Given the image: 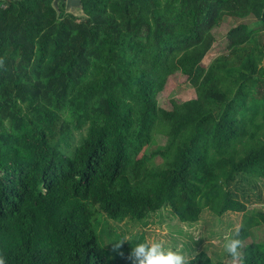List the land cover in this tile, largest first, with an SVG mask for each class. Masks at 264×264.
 Masks as SVG:
<instances>
[{
	"label": "trees",
	"instance_id": "trees-1",
	"mask_svg": "<svg viewBox=\"0 0 264 264\" xmlns=\"http://www.w3.org/2000/svg\"><path fill=\"white\" fill-rule=\"evenodd\" d=\"M53 2L0 0L7 264H107L98 214L122 231L111 244L133 237L127 255L162 208L186 227L241 213L246 264H264L251 232L264 218L247 210L264 184V0H80L76 14ZM226 18L249 22L204 65ZM175 73L195 98L161 108Z\"/></svg>",
	"mask_w": 264,
	"mask_h": 264
},
{
	"label": "rangeland",
	"instance_id": "rangeland-1",
	"mask_svg": "<svg viewBox=\"0 0 264 264\" xmlns=\"http://www.w3.org/2000/svg\"><path fill=\"white\" fill-rule=\"evenodd\" d=\"M239 22L248 23L249 20H234L226 18L218 27H214L212 29V35L215 41L210 52L202 60L204 65H207L215 55L225 51V47L228 44L226 33ZM193 98H195L194 89L186 82L183 76H181L179 73H175L167 78L162 91L157 96V102L161 108L170 109L171 101L180 103ZM256 184L258 185L260 191V198L258 201L255 200L247 204V210L254 211V213L262 219L264 218V184H262V182H258ZM256 192L257 191L255 190L252 192L255 195V199H257ZM155 215L158 216L156 217ZM155 215H152L150 218H157L158 223L155 222L156 225L149 223L143 227L146 220L134 222L130 221L132 222L130 224L133 225L128 224L127 228L125 229L123 226L124 224H121V230H128V232L134 234L136 229L142 226L144 229L143 236H145V239H162L165 241L166 247L172 248L174 250H182L189 255H191L193 252H203L207 254L213 263L220 264L221 262V264H227L226 255L222 260L219 258L225 254L221 247L220 241L228 229L232 228L235 223L241 221V213L228 215L225 213L222 216H217L215 214H211L208 210H204L200 215L198 223L191 227H186L180 224L178 220L173 215H171L168 208H162L160 212ZM263 220H260L262 224L259 227L254 228L251 231L253 233V235L252 233L251 235L255 238V242H263L261 244L264 245ZM109 223L117 222L107 219L102 214H98L94 221L95 231L97 235H99L100 242L103 243V246L105 247L107 264H128L126 260L123 261L122 257L116 256L111 251L112 244L108 240L109 237L114 238L115 235H120L122 231L120 232V230H117L111 232V229L108 226ZM157 224H161V226ZM162 228L167 229L166 235H163L161 232L157 231L158 229ZM137 232H139V229ZM251 235L249 236L251 237Z\"/></svg>",
	"mask_w": 264,
	"mask_h": 264
},
{
	"label": "clouds",
	"instance_id": "clouds-1",
	"mask_svg": "<svg viewBox=\"0 0 264 264\" xmlns=\"http://www.w3.org/2000/svg\"><path fill=\"white\" fill-rule=\"evenodd\" d=\"M5 61L0 58V69H4ZM244 224L237 222L232 228L228 229L221 238V247L227 256V264H246V252L244 241L241 234L244 230ZM157 231L166 235L167 229L162 228ZM133 239L132 236H124L121 240L112 244L111 251L116 256H120L128 264H193L197 258V253L186 254L182 250H174L165 246V241L156 238H146L137 240L134 246H131L127 255L121 250L123 244ZM0 264H7L4 255H0Z\"/></svg>",
	"mask_w": 264,
	"mask_h": 264
},
{
	"label": "water",
	"instance_id": "water-1",
	"mask_svg": "<svg viewBox=\"0 0 264 264\" xmlns=\"http://www.w3.org/2000/svg\"><path fill=\"white\" fill-rule=\"evenodd\" d=\"M59 0H54L53 4L56 5V3ZM64 2V10L65 12L74 13L79 11L81 8V2L80 0H63Z\"/></svg>",
	"mask_w": 264,
	"mask_h": 264
}]
</instances>
